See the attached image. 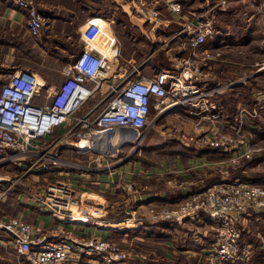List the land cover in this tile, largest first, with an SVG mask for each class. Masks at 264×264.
Returning <instances> with one entry per match:
<instances>
[{"label": "crops", "instance_id": "obj_1", "mask_svg": "<svg viewBox=\"0 0 264 264\" xmlns=\"http://www.w3.org/2000/svg\"><path fill=\"white\" fill-rule=\"evenodd\" d=\"M35 1L37 9L48 18V27L43 30L36 41L33 40L27 30L24 11L18 8L12 0H0V83L16 70L28 69L34 72L47 88L53 87L64 78L60 70L67 63L66 60L71 58V61L85 44L92 45L93 50L100 55L116 52L115 56L118 58L120 68L117 72L112 73L113 79L121 77L124 73H130L133 66L137 67L138 73L150 77L159 70L174 71L175 65H177L176 59L181 54L184 55L186 50L184 51L179 46V42L184 38L181 36L183 27L181 29L174 28L173 23L177 21V17L184 10L190 9L192 6L195 7L194 1L186 5L183 0ZM171 2L178 3L179 10L177 12L170 9ZM196 7H198L197 3ZM142 8L145 10L156 9L157 14L148 18L141 12ZM243 9L246 7L238 8L237 13H241ZM132 10L135 17L133 20L131 18ZM244 14L247 15V13ZM247 21H252V18L247 19ZM228 23L229 21L220 23L221 26L216 28V33L208 38L209 41L212 40V44H207V39L204 46L218 48L213 47L215 43L213 40H217L218 44L222 40L228 42L230 39L233 43V40H242L245 36L248 38L251 33V31H246V27L253 22L236 28L234 35L233 32L228 31L221 34L222 29H228L226 26ZM159 34L166 36V38L160 47H154L150 52H143L141 48H138L140 47L138 44L130 45V41L136 40V37L143 44L146 39L141 35L151 40L150 37L160 36ZM236 36L237 39H235ZM74 39L76 42L73 41ZM168 41H171V47L166 46ZM144 44L147 45L146 42ZM161 47L164 49V55L168 54L169 50L172 52V56L168 57L170 67L152 58ZM48 48L50 54H47ZM220 52L221 56L224 55L221 49ZM56 57H62L63 61H58ZM225 60L224 57L221 61ZM148 64L153 65L150 71L146 68ZM214 64L213 61L200 84L207 89L217 88V91L210 97V103H214V108L219 110L220 117L218 119H201L200 115L195 113L183 114L184 116L179 118V115L170 116L171 113H175L170 110L160 115L157 113L155 126L159 129L155 133L146 134L147 141L138 153L124 158L129 153V148L121 155H119V151L115 157L106 158L104 161L112 165L108 171H96L94 162L91 161L92 156L89 154H74L68 158L61 157L63 160L69 159L66 162H69L70 165L59 164L56 170L57 175L61 174L59 180H49V177L36 180V183L33 182L36 186L31 196L17 189L18 185L16 184H21L22 181L14 180L12 183L13 180L9 177L8 171L0 172L2 177L0 193L5 191L3 197H6L5 199L9 202L8 205L13 206L14 202L21 204L20 209L13 215H20L33 225L40 226L42 232L47 234L56 232L72 238L103 237L111 240L117 234H119L120 239L129 237L127 232H132V230L124 229L122 226L125 225V222L132 220L135 221L133 224L137 225V230L154 229V232L159 236L158 239L161 240L160 243L166 245L171 253H176V251L192 253V255L199 257L200 250L210 240V234H205L211 228V225L207 223L209 222L208 218L205 216L200 219L193 217L173 218L161 221L159 226H153V224L160 222L151 220L149 207L162 206L156 203L173 205L183 196L202 191L214 183L232 179L248 180L245 176L247 177V174L252 172L254 165L251 163L256 161V164H259L258 159L264 161V135L261 130L264 126V87L255 80L248 81L254 75L242 78L236 83L234 81L232 84L218 86L219 83L214 85L209 83L206 85V79L209 75L215 77L218 74ZM220 70L223 71L224 69L221 68ZM135 76V73L129 75V77ZM111 80L112 78H109L107 81ZM217 95H221L219 100H217ZM222 100V104L227 107H236L233 108L235 109L233 114H226L227 111L225 114L223 113L222 105L219 103ZM36 101L40 102L41 99L38 98ZM254 106L257 108V114H247L240 130L230 127L231 131H223L222 134L228 135L232 140L229 146L214 147L205 146L201 143L202 135L211 134L213 136L215 133H221L220 131L217 132L219 126H211V122L219 121L224 117L223 125H226L225 122L236 124L235 116L238 110L240 108L250 110ZM186 110L184 109L188 113ZM258 117L262 124L255 120ZM62 129V126L58 127L49 139L54 140ZM165 132L166 134H164ZM247 145L261 147V155L252 160L239 157ZM64 149H60V153ZM155 152H161L164 157L162 155L160 160L152 161L148 155ZM168 153H170L169 156ZM50 167L53 169L56 166L49 164L44 169ZM37 171L43 172L44 170L38 168ZM35 175L32 174L31 176ZM167 176H171L172 179L165 180L164 178ZM263 179L264 171L260 173V180ZM52 181L67 182L71 184L73 189L74 206L70 211L58 216L41 210L36 205L34 198L40 195L42 186ZM127 182L132 184L133 192L132 190H124L123 186ZM118 205H123L121 210H116V213L112 214L121 217L118 220L106 219L108 217L107 212L115 211ZM253 218L249 225L244 227L241 234L243 238L241 237L240 240L250 243L255 248L250 264H264V249L260 247L264 238V213L257 214ZM186 223L201 230L200 232L197 230L196 235L194 230L188 232L186 240L184 239L185 243L180 246L177 243L175 229H180ZM90 258L87 259L88 262L101 264L97 257H95L97 259L95 262L94 260L91 261ZM8 261L10 260L7 259L6 262L0 260V264H12L11 261ZM139 261L140 259L134 264H138ZM23 264H27L26 261ZM144 264L148 263L145 262Z\"/></svg>", "mask_w": 264, "mask_h": 264}, {"label": "built area", "instance_id": "obj_2", "mask_svg": "<svg viewBox=\"0 0 264 264\" xmlns=\"http://www.w3.org/2000/svg\"><path fill=\"white\" fill-rule=\"evenodd\" d=\"M12 2L24 11L27 30L34 41L38 40L48 27V18L37 9L35 0ZM215 7L225 10L226 0L214 1L209 10ZM170 9L177 12L178 3L171 2ZM141 12L148 18L157 14L156 9L142 8ZM195 19L185 26L189 35L179 46L186 53L176 59L174 71L159 70L150 77L138 73L133 66L130 73L113 79L112 73L120 68L116 52L100 55L92 45L85 44L61 67L64 78L53 87L47 88L28 69L9 74L0 83V163L18 164L20 158L36 156L42 158L39 163L42 169L49 164L57 166L58 148L65 147L75 154H94L90 156L95 170L108 171L112 165L104 160L116 156L121 148L131 146L124 158L140 150L143 138L154 123L150 118L152 108H156L159 115L167 110L187 109L201 119H218L220 112L210 103L217 88L207 89L200 84L211 63L221 54L219 48L204 46L216 33V27L208 17L203 19L198 15ZM133 73L136 76L129 77ZM109 78L112 80L107 81ZM38 98L40 102L36 101ZM91 98L97 100L86 105ZM82 108L81 114H77ZM247 114H257L256 106L238 110L236 130H240ZM60 126L62 131L50 140V135ZM201 138L203 145L214 147H227L232 141L222 133L205 134ZM40 140L43 142L38 144ZM261 151V147L247 145L239 157L252 160L260 156ZM123 188L134 190L129 182ZM34 198L41 210L53 216L70 211L74 204L71 184L62 181L46 183L40 195ZM149 213L155 222L205 216L211 221L214 237L199 252L204 264H250L255 248L241 242L240 237L253 217L264 213V179L214 183L182 197L173 205L150 206ZM0 230L9 235L6 243L23 255L27 264H92L87 259L93 256L104 264H115L129 256V251L118 242L103 237L47 234L20 215L0 216ZM260 247L264 249V238Z\"/></svg>", "mask_w": 264, "mask_h": 264}, {"label": "rangeland", "instance_id": "obj_3", "mask_svg": "<svg viewBox=\"0 0 264 264\" xmlns=\"http://www.w3.org/2000/svg\"><path fill=\"white\" fill-rule=\"evenodd\" d=\"M183 1L184 3L186 2V5L194 1L195 7L192 6L190 7V9L184 10V12L180 16L177 17V21H174L173 27L178 28V29H181L183 27V30H181V36H184V38L186 39L188 38L189 34L185 26L187 23L188 24L193 23V21L196 20L195 16H198V15H202L203 19H206L207 17L210 18L212 20L213 25L216 28H219V26H221L220 23L229 21V23L226 24L228 29L226 30L222 29L221 34H224L225 32L228 31L231 33L233 32L232 34L234 35L235 33L234 31L236 28L238 27L241 28L243 25H246L248 22H253L247 25L246 27V31H251L248 38L245 36L242 40H233V43H231L232 40L230 41V39H228V42H224V40H222L218 44H217L218 41L216 40V42L214 43V46L211 45L213 47L220 48L222 50V54L224 55L222 56L220 55L221 58L217 60L216 62L214 61L215 68L217 67L215 70L218 72V74L215 77L212 75L211 76L209 75L208 78L206 79L207 80L206 85H209V83H213L212 85H214L215 83H219L218 86H222L225 84H232L234 81L236 83L244 77H247V76L250 77L251 75H254V77H256L254 80L257 81L262 87H264V68H262L260 72L254 74V72L259 70V68L264 66V0H226L227 7L225 10H222L220 8H213L209 10V7L212 5V3L215 0H183ZM196 3L198 4V7H196ZM243 6H245L246 9H243L241 13L240 12L237 13L238 8H241ZM236 7L238 8L236 9ZM196 9H198L199 11H197ZM132 12L133 10L131 11V18L133 20L135 17L133 16ZM244 13H247V15ZM250 18H252V21H247V19H250ZM136 34L134 35L139 36ZM141 36L146 39L144 43L146 42L147 45H145L144 43L141 44L138 41L137 37H136V40L135 39L132 40L133 43H131L132 41H130V45L138 44L140 46L138 48H141L143 52L144 51L150 52L152 49H154V47H160L161 43L164 41V38H166V36L155 35L153 37H150L151 40H148L147 37H145L144 35H141ZM184 38L182 40H184ZM237 38L238 37L236 36L235 39ZM75 39L73 40L74 42H76ZM166 43H167L166 46H169V47L172 46L171 41H168ZM208 43L212 44V41H209L208 39L207 44ZM225 43H227L228 45ZM133 47L135 48V46ZM47 50H48L47 54H50L49 48ZM163 52H164V49L161 47L159 50H157L156 54L152 56V58H154L155 61H160L164 65H169L170 67V64H169L170 59H168V57L172 56V52L169 50V53L165 55ZM223 56L226 59L225 61H221L224 58ZM56 58H58V61H63L62 57L60 58L56 57ZM70 59L66 60L67 63L70 61ZM146 68H148V70L150 71L153 68V65L148 64ZM221 68L224 70L221 71L220 70ZM220 96L221 95H217V100H219ZM96 100L97 98H91L90 100L87 101L86 105L90 106ZM222 102L223 100L219 103L222 105L224 114H225V111H227L226 114H229V113L233 114L235 112V109H233L235 106L227 107L226 105L222 104ZM83 110L84 108H82L81 111H79L77 114H81ZM157 113H158L157 109L152 108L150 118L154 119ZM183 114L189 115V113H186L184 109H179V111L175 113H171L170 116L179 115V118H181L182 116H184ZM222 120H224V117H222L219 121L211 122V126H215V127L219 126L217 128V132L220 131L221 133H223V131H231V128L236 126L234 122L232 123L225 122L226 125H223L224 123ZM168 127H170V125H168ZM157 129H159V127H156L155 122H154L152 127L149 129L148 133L149 132H150L149 134L155 133ZM261 130H262V133L264 134V126L261 128ZM164 134H166V132ZM164 134H161V135L165 137L166 135ZM146 136L147 135H145V137L142 140L141 147L147 141ZM42 142L43 140H40V142H37V143L39 144ZM130 147H131L130 145H126L125 147L121 148L119 155L127 151ZM64 148L65 147H60L61 150ZM134 153H138V152H134ZM155 153L148 155L150 159L152 158V161L160 160V157L162 155H163L162 157H164V154H162L161 152L159 153L155 152ZM74 154L75 153L72 151V149L70 148L64 149L62 153L58 154V157H60V160L57 163V166H56L57 168L56 167H54L53 169L51 167L47 169L43 168L44 170L43 172L37 171V169L41 167L39 163H41L42 158L37 159L36 156H31V157L26 156L24 158H20L18 161V164L12 163V162H2L0 163V172L3 173L5 171H8L10 174L9 177L11 178V180H18V182L22 181L21 184L19 183L16 184L18 185L17 189L31 196V194L34 193L33 192L34 187L36 186V184H33V182L36 183L37 182L36 180L38 179L43 180L44 177L46 178L49 177V180H59L61 174L57 175L56 173V170L58 169L59 164L61 165L69 164V162H66V160L69 161V159L63 160L61 159V157L68 158L69 156L71 157ZM169 154L170 153H168L167 155L169 156ZM90 155H94V154L91 153ZM257 161H259V164H256V161H253L251 163L254 165L252 168V172L247 174V177L245 176V178H247L248 180L242 179V181L261 182L260 173L264 171V161L260 159H258ZM32 174L34 175L37 174V175L31 176ZM164 179L171 180L172 177L167 176ZM53 182L54 181L50 183H53ZM3 196L4 195L0 197V216H4V215L13 216V214H15L16 211L20 209L21 204H16L14 202L13 206L8 205L9 202L5 199L6 197H3ZM156 204L163 205L161 203H156ZM71 206L73 207L74 205H71ZM122 206L118 205L115 211L107 212L108 217L106 219L118 220L121 216L114 215L112 213H116V210H121ZM201 218H203V216ZM208 221L209 222L207 221L206 222L211 224V221L209 219ZM134 222L135 221L130 220L128 222H125L124 223L125 225L122 226L124 229L132 230V232L129 230H128L129 232H127L129 237L127 236L123 239H120L119 234H117L112 239V241L122 244L129 251V256L127 260L125 259L115 264H122V263L134 264V262L137 263L138 259H140L138 264H144L145 262L148 264H158V263H161V264L162 263L163 264H204L201 258L196 257V255L195 256L192 255V253H184V252L181 253L178 251H176V253H171L170 249L166 248V245H163L160 243L161 240L158 239L159 236L154 232V229L149 230L148 228H144L143 230H146V231L137 230L138 227H136L137 226L136 224H133ZM160 224L161 222L153 224V226H156V225L159 226ZM248 225L249 224H247V226ZM192 230H194V234L196 235V233H198V231L200 232L201 229L199 228L197 229L196 226H193L192 224H189V223L183 224L180 229H175L176 231L175 236H176L178 245L182 246L185 243L186 236L189 234L188 232H192ZM208 233L210 234L209 242H211L214 237V230L210 228V230H208L205 234L208 235ZM8 239H9V235L5 231L0 230V241H2L0 242V260H4V262H6L7 259H9L12 262V264L25 263L24 256L21 254H17L15 250L11 247V245H9V243H5ZM173 244H175V242H173ZM90 260L91 261L94 260L95 262L97 259L93 257V258H90ZM101 264H104V263L101 262Z\"/></svg>", "mask_w": 264, "mask_h": 264}, {"label": "trees", "instance_id": "obj_4", "mask_svg": "<svg viewBox=\"0 0 264 264\" xmlns=\"http://www.w3.org/2000/svg\"><path fill=\"white\" fill-rule=\"evenodd\" d=\"M212 41V40H211ZM213 42H216V40H213ZM256 77H251L248 81L249 82H252V81H254V79H255ZM227 94H229V93H227ZM229 101H230V98H229ZM231 102V101H230ZM229 102V103H230ZM232 104V103H231ZM255 120H257V122H259L260 124H262V121H261V119H259V117L257 118V119H255ZM264 135V134H263ZM199 258V257H198Z\"/></svg>", "mask_w": 264, "mask_h": 264}, {"label": "water", "instance_id": "obj_5", "mask_svg": "<svg viewBox=\"0 0 264 264\" xmlns=\"http://www.w3.org/2000/svg\"><path fill=\"white\" fill-rule=\"evenodd\" d=\"M258 72H260V70H257L256 72H254V74L255 73H258ZM156 119H157V117H155L153 120H154V122L156 121Z\"/></svg>", "mask_w": 264, "mask_h": 264}, {"label": "bare ground", "instance_id": "obj_6", "mask_svg": "<svg viewBox=\"0 0 264 264\" xmlns=\"http://www.w3.org/2000/svg\"><path fill=\"white\" fill-rule=\"evenodd\" d=\"M262 68H264V66Z\"/></svg>", "mask_w": 264, "mask_h": 264}]
</instances>
